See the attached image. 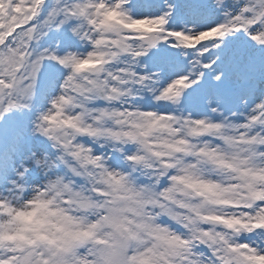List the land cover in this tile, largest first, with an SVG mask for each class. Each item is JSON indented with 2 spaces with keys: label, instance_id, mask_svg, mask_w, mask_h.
Instances as JSON below:
<instances>
[{
  "label": "snow or ice",
  "instance_id": "1",
  "mask_svg": "<svg viewBox=\"0 0 264 264\" xmlns=\"http://www.w3.org/2000/svg\"><path fill=\"white\" fill-rule=\"evenodd\" d=\"M0 264H264V0H0Z\"/></svg>",
  "mask_w": 264,
  "mask_h": 264
}]
</instances>
